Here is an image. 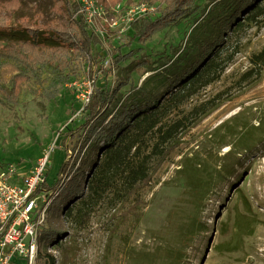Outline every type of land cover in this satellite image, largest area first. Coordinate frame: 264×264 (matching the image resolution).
<instances>
[{
  "label": "rangeland",
  "instance_id": "1",
  "mask_svg": "<svg viewBox=\"0 0 264 264\" xmlns=\"http://www.w3.org/2000/svg\"><path fill=\"white\" fill-rule=\"evenodd\" d=\"M140 1L134 0L133 6ZM212 1L201 0L202 9ZM53 7V0H0V14L13 19L28 15L54 22L60 15ZM148 7L149 12L156 9ZM195 18L156 33L145 44L126 47L131 20L125 16L110 30L109 38L103 34L105 44L95 49L98 63L82 68L78 80L65 82L43 70L41 78L19 85L16 105L3 104L0 95V168L15 165L27 176L49 152L45 178L52 185L64 161L71 160L73 165L76 156L89 152L81 138L86 122L83 95H87L88 85L94 88L95 79L99 86H111L119 77L125 80V72L143 61L147 66L131 74L132 85L141 87L189 44ZM108 39L113 40L111 45ZM3 45L0 41V47ZM228 48L229 53H237L220 79L163 121L164 129L181 123L176 135L179 147L138 193L128 198L116 188L109 191L85 228L86 221L75 225L64 220L67 232L59 241L61 249L56 244L47 249L57 264L67 260L71 264H172L169 250L157 246L155 239L158 235L165 242L176 243L193 213L202 217L204 229L187 239L181 264H264V70L261 75L250 73L252 57L264 48V21L240 33ZM113 49H122L130 58L116 66ZM100 68L111 74L104 76L98 72ZM18 73L12 63L0 72L10 88ZM130 91L131 85L122 90L123 96ZM155 141L156 133L149 136L148 148L142 151L149 159ZM246 147L254 151L242 150ZM235 149V157L224 156ZM44 201L43 196L41 205ZM237 227L244 233L234 243ZM39 246V254L44 253V244ZM153 248L156 253L149 256L147 251L152 254ZM133 249H137V260Z\"/></svg>",
  "mask_w": 264,
  "mask_h": 264
},
{
  "label": "trees",
  "instance_id": "2",
  "mask_svg": "<svg viewBox=\"0 0 264 264\" xmlns=\"http://www.w3.org/2000/svg\"><path fill=\"white\" fill-rule=\"evenodd\" d=\"M97 1L105 11L102 25L88 21L80 0H53V8L60 15V19L54 22L47 23L41 16L24 15L13 19L12 15L0 14V41L4 43L0 47V72L9 63L19 72L11 88L3 82L0 74L3 104L16 105L19 85L41 78L43 70H49L59 80L67 82L78 80L86 65L95 67L99 61L95 49L105 44L103 34H108V38L111 36L109 23L118 16L116 8L123 2H126L125 9L134 5V0ZM200 1H140L156 9L129 24V34L123 46L145 44L156 33L196 17L189 35L190 42L174 59L165 62L163 68L149 71L162 68L161 72L148 77L141 87L132 85L131 74L141 66H147L143 61L125 72V80L119 77L111 86L107 83L99 86L95 79L94 91L83 109L86 122L81 127V138L89 152L84 157L76 156L73 165L71 160L64 161L55 182L48 185L45 178L39 187V191L45 192L52 201L40 229L39 244L43 243L46 248L39 254L37 264H57V258L47 249L55 244L57 250L61 249L59 241L67 232L64 220L75 225L86 221L82 226L85 228L94 209L109 191L116 188L130 198L148 184L168 155L179 147L176 135L182 129L181 123L164 129L165 118L218 81L237 53H229V44L253 24L264 21V0H214L205 10ZM112 41L108 39V45ZM121 51L112 50L116 66L130 58L128 53L122 54ZM251 62L253 69L250 73L261 75L264 48L254 54ZM98 72L104 76L111 74L102 68ZM130 85V94L124 97L122 90ZM155 133L156 141L149 159V155L144 156L142 151L147 147L149 136ZM236 150H230L224 156L231 159L237 155ZM242 150L254 151L248 147ZM154 157H157L156 161ZM216 166L218 169L219 165ZM198 167L203 165L198 164ZM201 218L193 213L183 224V233L176 243L165 242L157 235L156 245L169 250L172 264L183 262L187 239L192 240L203 231ZM243 233L240 227L236 228L234 243ZM133 252L137 260V249ZM155 253L154 248L152 254L147 251L149 256ZM65 264H71V261L67 260Z\"/></svg>",
  "mask_w": 264,
  "mask_h": 264
},
{
  "label": "built area",
  "instance_id": "3",
  "mask_svg": "<svg viewBox=\"0 0 264 264\" xmlns=\"http://www.w3.org/2000/svg\"><path fill=\"white\" fill-rule=\"evenodd\" d=\"M80 1L91 24L105 21V11L97 0H94L97 3L92 0ZM125 7L122 4L116 8L119 13L109 23L110 30L125 16L131 23L137 20L135 17H142L148 12L147 8L149 9L146 3L126 9ZM88 88L87 95H83L85 104H88L94 91L91 83ZM49 154L47 152L34 171L27 176H22L15 165L0 168V264H37L40 229L46 221L47 209L52 201L39 191V187L45 182ZM43 196L45 201L41 205Z\"/></svg>",
  "mask_w": 264,
  "mask_h": 264
}]
</instances>
